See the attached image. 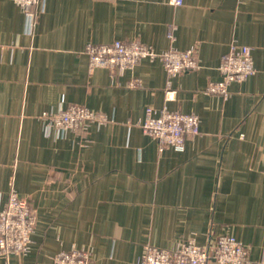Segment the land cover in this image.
<instances>
[{
	"label": "crops",
	"instance_id": "obj_1",
	"mask_svg": "<svg viewBox=\"0 0 264 264\" xmlns=\"http://www.w3.org/2000/svg\"><path fill=\"white\" fill-rule=\"evenodd\" d=\"M172 1L43 0L28 32L0 0V208L14 189L35 214L29 253L0 264H52L72 248L93 264H136L147 245L207 247L222 234L264 264V0ZM114 41L195 46L200 68L169 79L142 60L122 76L89 73L86 45ZM233 43L251 48L255 74L228 99L205 93ZM69 105L109 121L46 136L40 115ZM147 107L196 115L199 134L159 152L138 126Z\"/></svg>",
	"mask_w": 264,
	"mask_h": 264
},
{
	"label": "built area",
	"instance_id": "obj_2",
	"mask_svg": "<svg viewBox=\"0 0 264 264\" xmlns=\"http://www.w3.org/2000/svg\"><path fill=\"white\" fill-rule=\"evenodd\" d=\"M20 8L25 19V29L33 30L37 13L32 10L43 0H12ZM173 5L180 6L183 0H173ZM85 53L88 57V72L105 69L111 75H124L140 61H159L170 79L178 74L196 71L200 63L195 46L180 52L170 49L158 53L151 47L137 41H114L110 44H87ZM220 81L208 83L205 93L217 94L228 99V86L241 83L255 74L251 48L233 43L218 66ZM141 83L134 78L128 83L130 88H138ZM167 99L173 98L174 92L169 86ZM40 119L44 124L46 136L52 134L63 138L67 131L86 130L91 123L97 126L108 123L106 115L95 113L79 105L59 106L57 110L43 112ZM138 126L144 135L155 140L159 152L165 148L183 152L188 140L199 134V119L194 114L172 112L167 108L147 107ZM35 214L26 199L18 197L11 189L4 207L0 208V257L26 255L30 251L31 237L34 232ZM52 264H93L91 251L72 248L61 251L52 257ZM251 264L248 251L235 237L222 234L211 246L200 247L193 239L178 244L173 249H160L145 246L136 264Z\"/></svg>",
	"mask_w": 264,
	"mask_h": 264
}]
</instances>
